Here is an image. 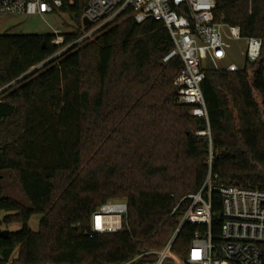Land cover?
Wrapping results in <instances>:
<instances>
[{"label": "trees", "instance_id": "16d2710c", "mask_svg": "<svg viewBox=\"0 0 264 264\" xmlns=\"http://www.w3.org/2000/svg\"><path fill=\"white\" fill-rule=\"evenodd\" d=\"M88 2L67 8L78 26ZM216 3L217 22L263 48L240 72L206 71L208 124L178 104L183 62L163 63L174 43L162 22L123 19L46 64L58 51L53 35H0V172L13 174L29 203L7 196L0 178V232L22 227L0 237V264H123L142 255L152 264L147 254L175 234L172 250L185 260L207 227L186 222L178 231L180 218L210 165L221 183L264 192V0ZM81 36L68 34L66 44ZM121 199L127 229L93 233V214ZM212 204L218 236L219 194Z\"/></svg>", "mask_w": 264, "mask_h": 264}, {"label": "built area", "instance_id": "2783aa9c", "mask_svg": "<svg viewBox=\"0 0 264 264\" xmlns=\"http://www.w3.org/2000/svg\"><path fill=\"white\" fill-rule=\"evenodd\" d=\"M76 0H0V17L70 15L68 6ZM216 0H89L81 18L82 36L67 42V34L55 29L51 45L58 51L44 64L54 61L72 48L95 36L108 26L123 19L143 23L153 19L164 23L174 43V48L163 58L168 63L176 57L183 62V69L173 85L178 91V103L191 107V115L209 122V114L202 85L208 69L240 72L246 61H260L263 41L244 38L241 28L216 20ZM74 19V18H73ZM87 20L88 24H84ZM225 36L245 43L242 51L243 66L218 67L228 56L229 45ZM242 50V49H241ZM234 58V57H233ZM43 64V65H44ZM207 64L211 67H206ZM208 135L210 132L199 133ZM212 156L209 163L212 162ZM221 197L222 225L218 236L212 232V194ZM191 206L182 217L178 231L188 222L205 226V233L197 232L191 243L187 258H180L172 250L176 234L161 250L148 253L155 255L152 264H264V192L225 185L212 174L211 165L200 191L186 197ZM177 209L174 210V213ZM128 205L124 201L108 202L96 211L91 220L95 234H116L127 229L125 221ZM177 231V232H178ZM144 255L123 264H143Z\"/></svg>", "mask_w": 264, "mask_h": 264}, {"label": "rangeland", "instance_id": "374dc122", "mask_svg": "<svg viewBox=\"0 0 264 264\" xmlns=\"http://www.w3.org/2000/svg\"><path fill=\"white\" fill-rule=\"evenodd\" d=\"M58 29L64 34H74L77 33L80 29V26L75 22V20L70 15H62V14H55L53 16H48L41 18L40 16H18V15H10V16H2L0 17V35H52L54 30ZM240 47L242 51L246 50L245 43L241 42ZM58 57L54 59L56 62L61 59ZM58 60V61H57ZM260 62V61H259ZM236 64L235 58L228 56L225 61L220 63L218 67L222 69H226L230 65ZM44 65H39L36 68L32 69L26 76L31 75L39 71ZM206 67H211V65L207 64ZM1 93V91H0ZM257 100L260 102V98L258 97ZM179 104V103H178ZM180 105V104H179ZM0 178L2 179L5 194L25 206H29L28 201L26 200L20 186L17 184L14 176L10 172H0ZM124 200H114L111 202H119ZM6 214L1 213L0 218H4ZM42 216L35 215L30 220L29 226L31 230L37 232L39 230V222ZM182 218H180V222ZM21 225L17 223H12L9 225H3L1 231H8V232H18L21 230ZM156 252V251H152ZM150 252V253H152Z\"/></svg>", "mask_w": 264, "mask_h": 264}, {"label": "water", "instance_id": "95a60500", "mask_svg": "<svg viewBox=\"0 0 264 264\" xmlns=\"http://www.w3.org/2000/svg\"><path fill=\"white\" fill-rule=\"evenodd\" d=\"M84 24H88V21L85 20ZM225 42L229 45V52L230 54L235 58V60L237 61V63L241 66L244 65L245 63V59H244V55L242 53L241 47L238 44V42L236 40L230 39L229 37L225 36ZM8 231H1L0 232V237L2 238H8Z\"/></svg>", "mask_w": 264, "mask_h": 264}]
</instances>
